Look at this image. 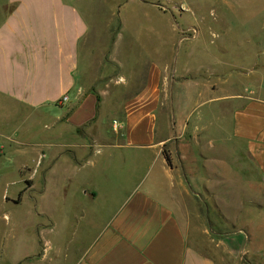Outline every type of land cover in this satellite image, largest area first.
Returning a JSON list of instances; mask_svg holds the SVG:
<instances>
[{
  "label": "crops",
  "instance_id": "crops-1",
  "mask_svg": "<svg viewBox=\"0 0 264 264\" xmlns=\"http://www.w3.org/2000/svg\"><path fill=\"white\" fill-rule=\"evenodd\" d=\"M109 1L0 0V99L49 121L51 136L43 144L48 151L46 175L62 161L81 171L100 165L99 176L113 189L111 203L116 204L105 218L87 210L76 214L84 215L76 220L77 227L78 221L86 222L76 264H243L237 260L240 254L256 256L257 264H264V247L253 249L245 244L250 241L247 226L246 233L237 230L212 237L202 214L190 205L201 194L191 191L199 189V177L190 181L185 159H177L176 166L168 151L171 165L166 164L163 146L168 139L158 135L156 127L162 84L165 88L168 84L163 76L167 77L169 65L154 62L151 50L145 53L140 34L144 29L152 39V26L144 28L135 14L166 16L158 0ZM159 23L165 29L168 26L175 37L171 22ZM104 55L127 71L124 91L134 89L139 62L143 66L147 61L141 88L122 103L121 131L115 143L108 134L101 140L95 132H80L95 124L107 99L102 93L114 82L112 74L107 75V64L104 74L95 67V61ZM98 75L104 77L98 79ZM262 93L264 90L233 111L231 126L233 137L242 141L264 183ZM117 156L135 160L131 166L120 165ZM72 183L74 179L66 177L64 187ZM97 193L88 185L78 190L80 199L94 203ZM257 212L263 214L258 215L263 223L264 212ZM44 246L30 258L35 263L46 261L53 250ZM55 250L62 252L58 246Z\"/></svg>",
  "mask_w": 264,
  "mask_h": 264
},
{
  "label": "rangeland",
  "instance_id": "rangeland-1",
  "mask_svg": "<svg viewBox=\"0 0 264 264\" xmlns=\"http://www.w3.org/2000/svg\"><path fill=\"white\" fill-rule=\"evenodd\" d=\"M157 2L166 16L135 14L144 28L152 26V39L144 29L140 34L145 53L151 50L154 62L169 65L167 77L163 76L168 84L166 88L162 84L165 90L156 127L158 135L168 139L163 151L172 154L176 166L177 159H185L190 181L199 177V189L191 191L201 194L190 205L202 214L212 237L237 230L246 233L248 227L250 241L245 244L260 249L264 247V222L257 211L264 212V183L242 141L233 137L231 119L236 108L264 90V0ZM159 20L172 23L176 39L168 26L160 27ZM113 24L115 27V17ZM104 47L108 49L109 44ZM146 63L139 62L134 89L124 91L127 71L107 61L105 55L95 61L100 74L108 65L107 75L112 74L114 82L102 93L107 99L95 124L80 132H95L101 140L108 134L113 143L118 142L121 130L113 131V122L121 123L123 101L141 88ZM50 132L45 118L30 116L24 108L0 99V264L24 259L23 264H34L30 258L42 252L45 244L53 250L46 261L35 264H76L86 223L78 221L77 227L76 220L84 215L76 214L87 210L105 218L116 204L111 203V184L99 176L100 165L81 171L62 161L46 175L48 151L43 144ZM132 157L117 156L118 163L131 166ZM201 163L204 167L198 166ZM66 177H72L74 183L64 187ZM82 185L97 189L95 203L80 199ZM57 246L61 253L55 250ZM237 260L259 262L258 257L247 254H240Z\"/></svg>",
  "mask_w": 264,
  "mask_h": 264
},
{
  "label": "built area",
  "instance_id": "built-area-1",
  "mask_svg": "<svg viewBox=\"0 0 264 264\" xmlns=\"http://www.w3.org/2000/svg\"><path fill=\"white\" fill-rule=\"evenodd\" d=\"M121 129V125L117 122H113V131L118 132Z\"/></svg>",
  "mask_w": 264,
  "mask_h": 264
},
{
  "label": "trees",
  "instance_id": "trees-1",
  "mask_svg": "<svg viewBox=\"0 0 264 264\" xmlns=\"http://www.w3.org/2000/svg\"><path fill=\"white\" fill-rule=\"evenodd\" d=\"M163 156H164V159L166 161V164L168 166H170L171 165V161H170L169 155L166 152L163 151Z\"/></svg>",
  "mask_w": 264,
  "mask_h": 264
}]
</instances>
